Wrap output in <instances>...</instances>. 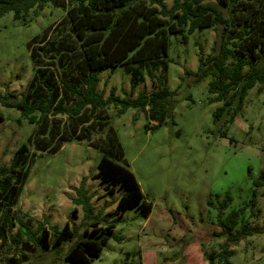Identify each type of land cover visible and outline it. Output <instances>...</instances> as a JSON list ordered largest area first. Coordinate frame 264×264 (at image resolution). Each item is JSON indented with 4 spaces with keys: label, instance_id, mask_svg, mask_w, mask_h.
Instances as JSON below:
<instances>
[{
    "label": "rangeland",
    "instance_id": "1",
    "mask_svg": "<svg viewBox=\"0 0 264 264\" xmlns=\"http://www.w3.org/2000/svg\"><path fill=\"white\" fill-rule=\"evenodd\" d=\"M163 2L169 6L172 0ZM66 6L65 1H58L56 5L49 2L38 15L32 16L30 11L28 22L14 19L11 12L0 15L1 97L25 89L34 69L31 48L34 45L38 49L36 44L29 47L27 43L46 26L53 28L63 17ZM65 28L63 24L54 27L49 40L56 32L59 35L67 32ZM66 38L70 41V35ZM169 39L166 55L159 61L145 63L133 92L130 89L132 71L121 64L100 72L98 84L104 96L112 87L120 97L135 96L141 91L148 94L156 90L159 76L172 91L164 107L148 106L144 110L129 107L119 115L118 106L111 104L105 110H97L96 117L90 118L87 124L78 125L77 140L64 141L54 151L36 150L37 154L28 164L32 146H21L27 137H39L38 133L45 131L64 136L69 118L48 113L38 129H34L36 126L21 117L17 108L0 101L3 118L0 168L9 170L16 159L27 166L22 190L11 211L32 229L42 224L61 227L65 221L79 233L85 227L87 231L90 229L94 218L85 219L82 205L73 202L81 179L90 196L92 214L103 216L114 211L120 192L104 195L99 180L91 177L102 155L101 149L92 146L101 142L102 123L98 120L101 115L108 119L117 135L124 161L135 174L152 210L147 217L138 215L133 208L122 211L113 228L120 239L110 236L100 256L90 264H221L217 260L210 262L204 253L220 250L225 243V237L214 234L220 230L216 215L225 195L231 196L225 214L253 197L255 214L248 217L251 211L248 204L244 217L252 226L264 228V186L253 183L255 179L264 180V85L249 89L241 112L232 123L225 126L221 120L214 122L212 113L220 103L209 102L212 94L207 83L211 77L194 80V73L199 47L204 54L210 53L217 30L204 27L188 34L186 41L172 34ZM59 66L55 70L62 69L63 64ZM86 114L87 109L83 115ZM84 125L89 139L80 136L84 135L81 131ZM224 130L227 137L220 135ZM19 164L13 171L19 170ZM73 209H76L74 214ZM17 225L16 222L10 234L16 231ZM75 239L59 244L60 252L32 247L27 256L22 255L20 247L9 245L8 239L0 244V264H65L63 253ZM229 248L233 249L228 256L229 264H264V229L245 235Z\"/></svg>",
    "mask_w": 264,
    "mask_h": 264
},
{
    "label": "trees",
    "instance_id": "2",
    "mask_svg": "<svg viewBox=\"0 0 264 264\" xmlns=\"http://www.w3.org/2000/svg\"><path fill=\"white\" fill-rule=\"evenodd\" d=\"M58 1L67 2V6L54 27L59 28L63 24L69 33L59 35L56 32L49 40L54 27L50 29L48 25L40 35L32 37L27 45L36 44L38 49L34 45L31 48L34 69L25 89L17 94L0 96L1 104L17 108L21 117L36 126L34 129H38L48 113L69 118L64 136L45 131L38 133L39 137H27V141L21 144L24 148L28 144L32 146V156L27 164L37 151H54L64 141L77 140L78 130L75 131L78 125L87 124L90 118L96 117L97 110H105L111 104L118 106L116 112L119 115L129 107L143 110L148 106L164 107L172 91L159 76L156 78L159 83L156 90L148 94L141 91L135 96L120 97L115 94L114 87L104 96L103 90H98V84L100 72L121 64L132 71L130 89L133 92L145 63L159 61L166 55L170 34L180 35L181 41H186L187 35L195 30L204 27L217 30V39L210 53L204 54L199 47L194 73V80L211 77L207 83L212 94L209 102L220 103L212 113L214 122L221 120L225 126L232 123L235 115L241 112L249 89L264 85V0H172L169 6L163 0H0V15L11 12L14 19L28 22L30 11L32 16L38 15L47 3L56 5ZM69 35L74 43L66 38ZM62 64V69L55 70ZM78 117L80 119L76 120ZM100 118L101 142L92 146L101 149L102 155L91 177L99 180L104 195L120 192L114 211L103 216L92 214L90 196L81 179L73 202L82 205L85 219L90 221L94 218L90 229L87 231L85 227L79 233L66 221L61 227L42 224L32 229L22 217L11 211L27 175V169H24L27 166L24 162L19 164L16 159L9 170L0 168V176L6 175L5 178L0 177V244L9 239V245L20 247L22 255L27 256L32 247L60 252L59 244L76 238L64 251L63 262L90 264L100 256L110 236L120 239L121 236L113 233V228L122 211L133 208L138 215L148 216L152 210L151 203L143 197L135 174L124 161L118 137L108 119L102 115ZM86 128L85 125L81 128L84 135L80 136L89 139ZM220 135L227 137L225 130ZM228 139L233 141L232 137ZM27 153L25 150L28 158ZM16 164L20 165L17 172L13 171ZM253 183L264 186V180L260 178ZM230 197L225 195L218 205L216 224L220 230L214 234L225 237V243L220 250L204 253L210 262L217 260L221 264H229L228 256L233 253L229 245L264 229L252 226L244 217L248 204L251 207L248 217L255 214L253 197L245 205L232 208L225 214ZM16 222V231L10 234Z\"/></svg>",
    "mask_w": 264,
    "mask_h": 264
}]
</instances>
